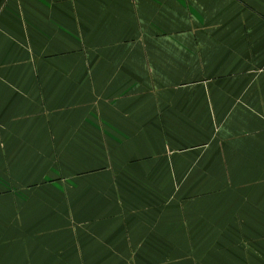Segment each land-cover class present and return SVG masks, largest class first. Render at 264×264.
Here are the masks:
<instances>
[{
	"label": "crops",
	"instance_id": "obj_1",
	"mask_svg": "<svg viewBox=\"0 0 264 264\" xmlns=\"http://www.w3.org/2000/svg\"><path fill=\"white\" fill-rule=\"evenodd\" d=\"M0 264H264V0H0Z\"/></svg>",
	"mask_w": 264,
	"mask_h": 264
}]
</instances>
